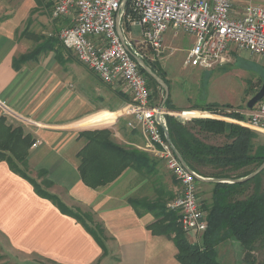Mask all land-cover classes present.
<instances>
[{
	"label": "crops",
	"instance_id": "0c3cea01",
	"mask_svg": "<svg viewBox=\"0 0 264 264\" xmlns=\"http://www.w3.org/2000/svg\"><path fill=\"white\" fill-rule=\"evenodd\" d=\"M57 1L49 0L53 5ZM251 1L261 0H233V15L241 14L246 3ZM0 9V116L4 117L7 125L23 126L39 141L29 150V174L43 178L39 171L45 169L46 177L52 181L46 189L57 194L68 206L91 213L106 234L104 250L80 220L39 195L28 178L12 170L8 162L2 160L0 253L14 251L25 257L50 259L56 264H183L176 256L178 250L174 239L165 234H154L147 227L148 223L156 220L155 215L150 211L139 215L129 202L140 186L138 169L127 167L114 181L95 188L87 185L80 174L79 151L87 142L85 136H80L84 130L110 128L117 143L127 147L132 144L148 152L137 137L140 136L138 131L128 126L127 120L132 116L124 113L126 103L132 100L131 91L124 83L113 84L112 88L119 89L115 95L121 101L109 104L107 93L95 87L94 90L100 91L96 95L99 102H95L100 108L88 98H74L69 77L56 70L58 61L67 63L68 57L64 54L71 51L57 36L60 27L43 36L20 31V14L8 16L4 7ZM75 15L72 12L63 17L67 18L68 24L73 23ZM56 36L59 42L47 51L46 57L43 50L36 58L15 63V59L31 52L44 38ZM194 38L191 35L192 43ZM259 58L264 60L261 56ZM95 78L102 83L100 78ZM170 105L174 110H169V114L174 116L176 110L192 111L185 112V115L206 114L195 108L199 104L187 106L170 101ZM196 118L200 117H192L183 123L197 125ZM217 118L245 126L230 116ZM256 132L264 142V131ZM222 139L228 140L225 133ZM148 155L152 157L153 154L148 152ZM212 172L216 169H208V173L202 174L205 179H198L199 195L203 208L208 212L214 201L216 183L227 182L209 180L210 177L217 178L210 175ZM235 196L243 197L240 194ZM197 237L196 241L188 239L201 244L203 234L198 233ZM215 249L222 264H244L240 260L244 251L238 240L227 238Z\"/></svg>",
	"mask_w": 264,
	"mask_h": 264
},
{
	"label": "built area",
	"instance_id": "2783aa9c",
	"mask_svg": "<svg viewBox=\"0 0 264 264\" xmlns=\"http://www.w3.org/2000/svg\"><path fill=\"white\" fill-rule=\"evenodd\" d=\"M123 1L58 0L53 7L55 18L71 11L76 14L59 36L62 44L103 82L124 83L131 91L132 100L124 107V113L132 116L128 126L140 127L144 149L163 159L179 184L166 207L177 212L185 231L201 235L209 225L198 188L202 174L185 166L177 156L166 136L165 114L169 111L153 102L148 77L138 59L161 57L170 28L195 37L186 60L193 66L212 69L225 63L233 44L264 58V0L246 3L238 15H233V0H127L122 9ZM119 12L121 31L116 20ZM133 25L141 27L137 41L130 38ZM199 110L206 114L185 115L192 112L187 110L175 113L183 123L192 117L226 118L231 112H239L232 106ZM240 113L245 116L239 122L254 131H264V96ZM38 143L36 140L33 146Z\"/></svg>",
	"mask_w": 264,
	"mask_h": 264
},
{
	"label": "trees",
	"instance_id": "16d2710c",
	"mask_svg": "<svg viewBox=\"0 0 264 264\" xmlns=\"http://www.w3.org/2000/svg\"><path fill=\"white\" fill-rule=\"evenodd\" d=\"M58 42L57 36L46 37L31 52L15 59V63L36 58L43 50L46 52L53 49ZM58 49L57 47L56 50ZM146 74L153 79L150 74L147 72ZM169 102L168 97L166 105L174 108ZM218 106L232 105L212 102L202 109ZM230 114L238 119L245 116L236 111ZM166 120L171 141L189 166L200 174L208 173L202 168L209 167L216 169V172L210 175L235 179L246 176L254 170L247 168L248 166L258 167L264 162V142L256 143L254 138L257 132L239 123L208 117L196 118L194 121L197 125L182 124L171 115H166ZM202 131L225 133L228 140L223 144L206 142L199 136ZM80 136H85L87 142L79 151L81 159L79 170L83 181L93 188L114 181L127 167L147 171L154 167L155 161L146 151L117 143L112 137L110 128L84 130ZM34 142L31 132H26L21 125H7L4 117L0 116V161L6 160L12 170L31 181L39 195L52 200L64 213L80 220L106 250L105 229L101 223L94 220L91 213L68 206L57 194L47 190L46 187L50 186L52 181L46 177L45 169L39 171V175L43 176L41 182L29 174L28 154ZM263 176L264 169L243 181L216 183L214 201L209 212L207 211L209 225L203 233L201 244L188 239L186 231L178 220L177 212L166 207L167 201L174 197L176 192H168V199L164 198V193L159 192L155 200L130 197L129 202L139 215L145 211L155 214L156 220L148 223L147 227L154 234H165L174 239L178 250L176 256L183 264H222L215 246L227 238L239 241L244 251V264H264ZM236 194L243 197L235 196ZM261 250L262 260L258 256Z\"/></svg>",
	"mask_w": 264,
	"mask_h": 264
},
{
	"label": "rangeland",
	"instance_id": "374dc122",
	"mask_svg": "<svg viewBox=\"0 0 264 264\" xmlns=\"http://www.w3.org/2000/svg\"><path fill=\"white\" fill-rule=\"evenodd\" d=\"M54 5L52 2H49V0H3V2H0V7H4L5 10L8 11L6 15L20 14L19 17L22 19V25L19 27L20 31L24 30V32L27 33H38V35L42 34V36L48 34L50 30H53L56 27H60L62 30L64 27L71 24L70 22L67 24V18L63 17L65 15L55 18L53 15ZM71 14L72 11L68 15ZM61 30L57 33L60 40L61 37L59 35L61 34ZM129 33L130 38L137 41L141 36V27L139 25H133L131 32ZM190 38L191 34L181 29H173V31L169 30L165 34V50L162 56L154 59L148 58L146 60V62L154 68L156 73L162 78L164 76V80L167 81V85L169 86V100L171 99L170 101L172 102L187 106L199 104L197 106L198 108L195 107L196 109H202L208 103H212L211 101L216 103H230L232 107L236 110L238 109L239 112L248 109V100L260 89L264 82V60H260L259 55L253 54L247 49L235 47V44H233L228 53V60L225 63L212 69H203L186 62L189 48L192 45ZM46 52L45 57L48 54V52ZM64 55L68 57L67 63L61 64L56 58L58 61L56 64V70H58V73L62 76L69 77L68 80L72 83L71 88L74 98H88V100L90 99L96 104L95 102H99V99L96 98L97 93L105 91L109 96L107 103L112 104L114 101L115 104H117L121 101V98L115 95L116 90L118 91L119 89L112 88L113 84H108L103 81L102 83H98L96 81L98 79L95 78L97 74L88 66L81 63L72 51L66 52ZM148 83L152 90L153 102L162 106L166 94L163 84L150 77H148ZM95 87H98L100 91L94 90ZM90 88L92 90H89ZM96 107L100 108L98 104H96ZM163 108L168 111L174 110V108H169V106L166 105V101ZM166 115L171 114H165V118ZM171 116L177 121H180L176 116ZM224 116L226 115L224 114ZM228 116H230V118L233 117L238 119L231 116V114H228ZM139 128L133 129L138 131L140 136L137 135V137L139 140H142V142H140L145 146V138ZM222 134L223 133L211 134L202 131L199 133V136L206 142L221 144L226 141L225 139H222ZM254 139L256 143H261L262 141V138L258 137L257 134ZM131 146L134 147L132 144ZM152 158L155 161L154 167L149 171L146 169L139 170L138 182L140 186L135 190L134 196L132 195L131 197H145L147 200H155L159 195V192L160 194L164 193V198H167L168 192L178 191L179 187L177 180L167 167L165 161L155 154L152 155ZM256 167L248 166L247 168H252L253 170L256 169ZM202 169L205 172H208V169L210 168L203 167ZM41 178L42 177H36L40 182L43 179ZM262 180L264 187V176ZM186 234L192 240L196 241L198 239L197 232L195 231H186ZM258 256L259 259L262 260V250ZM240 260L243 262V258ZM224 262L226 263V261ZM25 263L56 264L55 261L50 259L25 257V255H19L14 251L12 253L9 251L7 253H0V264Z\"/></svg>",
	"mask_w": 264,
	"mask_h": 264
},
{
	"label": "water",
	"instance_id": "95a60500",
	"mask_svg": "<svg viewBox=\"0 0 264 264\" xmlns=\"http://www.w3.org/2000/svg\"><path fill=\"white\" fill-rule=\"evenodd\" d=\"M126 2H127V0L123 1L122 9H124V5L126 4ZM116 20L118 21V30L121 31V26H120L121 12L118 13V17H117ZM138 60H139V62L141 64L142 68L144 69V71H146L148 74H150L154 79H156V81H158V82L163 84V86H164V88L166 90V94H165L163 105H162V107H164V103L167 100V98L169 97V86L167 85V82L158 73H156V71L146 62V60H143L142 58H140ZM262 96H264V82H263L262 86L260 87V89L253 96H251V98L248 100L247 107L248 108L254 107V105L262 98ZM166 136L169 139V141L173 144V148H174L177 156L181 160V162L185 166L190 168L189 164L187 163V161L183 157L182 153L178 150V148L176 147L174 142L171 141L172 139L170 137L169 129L166 130ZM262 169H264V162L259 164V166L256 169H254L252 172H250L248 175L240 177V178H235V179L226 178L225 179V178H213V177H210L208 179L209 180H215V181H227V182L243 181L245 179H248V178H251V177L255 176ZM198 178L199 179H205V177L202 176V175H199Z\"/></svg>",
	"mask_w": 264,
	"mask_h": 264
}]
</instances>
